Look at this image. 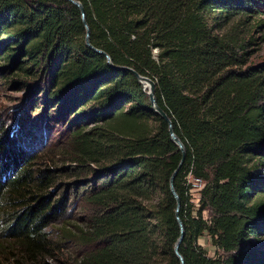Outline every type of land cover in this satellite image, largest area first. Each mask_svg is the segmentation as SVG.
<instances>
[{"label":"trees","instance_id":"obj_1","mask_svg":"<svg viewBox=\"0 0 264 264\" xmlns=\"http://www.w3.org/2000/svg\"><path fill=\"white\" fill-rule=\"evenodd\" d=\"M78 1L90 43L112 66L85 44L73 3L0 0V71L42 95L38 115L56 107L70 121L65 152L71 177H83L75 194L88 211L68 234L72 264H179L168 182L180 152L132 71L153 81L184 147L172 178L182 264H264L249 240L264 231V177L254 173L264 168V65L246 64L244 38L252 27L264 37V0ZM249 13L261 17L250 23ZM12 136L2 122L0 264H46L57 175L51 165L32 168ZM204 233L212 256L197 244Z\"/></svg>","mask_w":264,"mask_h":264},{"label":"rangeland","instance_id":"obj_2","mask_svg":"<svg viewBox=\"0 0 264 264\" xmlns=\"http://www.w3.org/2000/svg\"><path fill=\"white\" fill-rule=\"evenodd\" d=\"M259 10L264 12V6H260ZM249 15L246 17V21H250V23L261 17V15L251 16V13ZM261 32L260 29L252 27L244 36L245 39L251 38V43L245 47L247 65H264V37ZM34 95L38 96L36 98L39 99L38 102L32 100ZM41 98L42 95L29 92L25 87L14 85L10 78L0 71V124L4 122V127L9 129L13 135L12 139L17 142L16 146L18 144L29 153L28 158L34 157L30 161L32 168L51 165L57 175V180L49 191L52 193V203L58 204V209L46 227L53 243H51L48 256L44 260L46 264H72L71 248H75L72 246L71 236L68 234L71 233V227L84 225L87 221L88 211L84 209L82 203H79V195L75 194L77 186L74 184L83 180V177H71V162L68 161L71 157L65 152L67 149L64 140L68 134L66 127L70 121L65 122L62 117H57L56 107L50 111V118L44 114L38 115L44 108ZM36 105L37 108H35ZM21 122L28 124L25 126L29 127L24 129V132L21 131L22 129L20 130ZM44 129H48V131L43 132ZM26 145L29 149L25 148ZM254 173L264 177V168L258 166L254 169ZM190 195L193 209H196L198 206L197 188L190 189ZM202 215L207 218V211H202ZM0 224L4 225L5 221H0ZM249 240L256 249L264 251V231H260L256 238L250 237ZM197 244L209 256L214 254V248L205 233L197 239Z\"/></svg>","mask_w":264,"mask_h":264},{"label":"water","instance_id":"obj_3","mask_svg":"<svg viewBox=\"0 0 264 264\" xmlns=\"http://www.w3.org/2000/svg\"><path fill=\"white\" fill-rule=\"evenodd\" d=\"M67 1L73 3L74 5H76L80 9L82 21H83V24L85 26V44L90 49L94 50L95 52L103 54L105 59H106L107 64L112 66L109 62L108 56L102 50L95 48L89 41V32L90 31H89V27L85 21L84 10H83V6L81 5V3L78 0H67ZM113 67L124 69V67H119V66H113ZM126 69H128V68H126ZM132 73L135 76L136 80L140 83L142 89L146 91V96H147V99H148V102L150 105V109H152L155 114H157L160 118H162L167 123V132H168L169 138L177 146V148L180 152V159H179L178 165H177L176 169L172 172V174L169 178L168 186H169L170 193L172 194V196L175 200V209H174L175 219L177 221V225H178V229H179V234H178V236L174 242V245H173V252L176 255V257L178 258L179 264H182L183 259H182L181 255L178 253L177 248H178V245H179V243L182 239V236H183V228H182L180 220L177 217L179 200H178L177 195L174 192L173 187H172V178H173V175L175 174L177 168L179 167L180 163L182 162V160L184 158V147H183L182 143L180 142V140L177 138V136L173 133L171 125H170V121L167 118L166 114L156 105L155 98L153 95V87H154L153 81L150 78H148L147 76L137 74L134 71H132Z\"/></svg>","mask_w":264,"mask_h":264},{"label":"built area","instance_id":"obj_4","mask_svg":"<svg viewBox=\"0 0 264 264\" xmlns=\"http://www.w3.org/2000/svg\"><path fill=\"white\" fill-rule=\"evenodd\" d=\"M196 185H198L197 187H195ZM201 187V183L199 180H194L192 183H191V189H196L199 190V188Z\"/></svg>","mask_w":264,"mask_h":264}]
</instances>
